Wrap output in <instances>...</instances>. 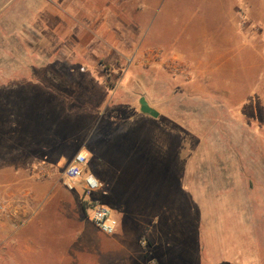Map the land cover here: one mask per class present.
Instances as JSON below:
<instances>
[{"label":"crops","instance_id":"crops-1","mask_svg":"<svg viewBox=\"0 0 264 264\" xmlns=\"http://www.w3.org/2000/svg\"><path fill=\"white\" fill-rule=\"evenodd\" d=\"M24 1L32 8V0ZM137 1L133 12L130 0H42L45 45H0V183L7 205L0 264H210L207 247L218 241L233 246L226 264H264V156L251 161L248 206L240 187L241 141L227 144L233 158L213 165L220 180L229 169L237 189L210 187L212 165L203 158L199 171L209 182L192 169L188 191L178 194L172 164L163 159L171 132L156 126L162 114L177 116L178 108L149 104L162 97L177 103L181 80L191 101L202 98L209 111L221 103L237 131L243 124L249 129V148L264 149V0H209L201 47L190 43L189 24L163 20L171 8L149 35L157 46H141L146 20L138 5L143 0ZM21 2L0 0V31L3 12ZM131 20L137 31L127 28ZM100 65L120 74L113 87ZM167 86L169 94L161 91ZM190 130L204 134L205 125ZM77 153L87 160L83 175L100 183L91 200L117 219L113 235L85 217L80 185L51 189L46 177L49 189H33V169L64 168ZM205 195L215 205L232 196L233 204L215 210L232 222L195 217L205 210L199 208Z\"/></svg>","mask_w":264,"mask_h":264},{"label":"rangeland","instance_id":"rangeland-1","mask_svg":"<svg viewBox=\"0 0 264 264\" xmlns=\"http://www.w3.org/2000/svg\"><path fill=\"white\" fill-rule=\"evenodd\" d=\"M137 0H130V10L134 12L137 9ZM145 2L147 4L145 5ZM24 3V4H23ZM29 3V1H28ZM211 4L209 0H143L139 5L143 7L145 12V20L141 34L145 38L143 39L141 46H157V39L149 37L155 30H158L159 21L161 22V16L167 11V8H171L173 12L165 13L166 16L163 20L171 21L173 25L181 24H189L191 27L190 34V43L197 44L201 47L202 45V37H201V28H202V20L205 17L206 7ZM32 8L29 6H25V1L22 0L21 5L18 6L12 5L8 6L6 10L3 12L2 18V29L0 31V45L1 46H25V45H34L40 46L45 45V17L48 14L45 13V2L42 0H32ZM55 24L56 22L51 21V23ZM113 24V23H112ZM116 26V23H114ZM158 26V27H157ZM130 31H137L139 26L136 22L131 20L129 22ZM180 30L179 27L175 28ZM193 39V40H192ZM52 42V41H51ZM100 69V74L104 77L103 79L107 82V84L111 87L114 86L116 80L120 77V74H110L109 67L103 66ZM109 75V76H108ZM178 83V93H177V103L169 102V99H163L160 103L157 101V96L159 93H154L156 98V103L151 102L149 104H155L157 108L160 106H177L178 115L177 116H164L160 117L156 126L161 127L166 132H171V134L167 135L166 140L170 143L168 149L164 153L163 159L166 163L172 164L171 173L176 177V184L172 181V190L175 188L180 193H185L188 191V187L186 184V177L190 175L191 170H195V168H201L202 159L205 161L209 159L211 161V176L213 177V184L210 185L213 189L223 190V188H234V184H236V189L238 186V181L233 183V180H228L229 169H227L226 179L220 180L219 177L214 175L213 165L216 163L223 162L224 159L233 158L234 149L231 145H227L229 143L241 141L242 145V179H241V195H242V205H249V186L253 183L250 182V173L253 171L256 166L251 165V161H255L256 157H262L264 155V149H250V142L253 141L252 136L249 133V129L246 125H242V132L237 131V124L235 125L233 119L228 117L227 115L223 116L222 114V105L221 103L215 104L213 103L210 111L206 108L205 104L201 101L200 97L193 98L198 99L194 100L189 98L190 91L182 84L181 80L177 79ZM116 90H111L110 94L113 96L116 95ZM167 91L169 94V88L164 87L161 91ZM155 90L153 92H157ZM153 96V95H152ZM159 98V97H158ZM174 98V97H173ZM165 100V101H164ZM148 102V101H147ZM215 104V106H214ZM232 106V104H231ZM168 108V107H167ZM167 108H165L167 110ZM189 109H193L196 111L194 114L192 111H188ZM203 111H206L209 114V117L203 118ZM205 125V133L202 134L200 131L198 133H192L191 128L200 127L201 124ZM189 129V130H188ZM241 132V133H240ZM239 139V140H238ZM224 143H226V147L223 148ZM199 145V148H197ZM222 147V148H221ZM175 152H177V157H175ZM177 163H176V162ZM175 163V165H174ZM214 163V164H212ZM35 168V167H34ZM228 168V167H227ZM63 167L57 166H45V167H36L33 169L34 174L44 173L48 174V177L53 180L50 184L49 188L51 189H62L64 186V180L62 178ZM176 169V171H175ZM206 166L204 167V171H206ZM175 171V173H174ZM202 170H200V174ZM207 174L204 175L203 181L209 182L207 179ZM45 178L38 179L31 183L33 185V189H39L40 191H45ZM205 182V184H206ZM209 187V184L206 185L205 190ZM3 193V188L0 183V197ZM24 192L20 194L23 199ZM233 197L226 196L225 198L218 199L216 205L212 200H210L207 195L202 199L199 208H204L203 213L195 214L194 216L197 218H204L203 221H207L208 223H227L232 222L229 219L228 215L216 214L215 210L222 208L219 206L220 204L228 205L233 204ZM21 202V201H20ZM209 202L210 205H209ZM37 204V203H35ZM218 205V206H217ZM81 206V205H80ZM206 222V223H207ZM223 238V237H220ZM216 239V238H215ZM220 245L224 244V242L218 241ZM142 244L145 243L142 241ZM218 246L214 244H210L209 249V262L210 264H226L228 262V257L233 254V246H228L226 243L223 246Z\"/></svg>","mask_w":264,"mask_h":264},{"label":"built area","instance_id":"built-area-1","mask_svg":"<svg viewBox=\"0 0 264 264\" xmlns=\"http://www.w3.org/2000/svg\"><path fill=\"white\" fill-rule=\"evenodd\" d=\"M103 69V66L100 65ZM87 160L85 155L77 153L71 161L64 167L62 178L64 186L68 190H74L80 185L82 192L80 205L85 217L103 234L113 235L117 228V219L112 211L99 202L91 200V196L100 188V183L92 175H83V168ZM48 177L45 172L37 174V179ZM7 205L0 197V218L6 215Z\"/></svg>","mask_w":264,"mask_h":264},{"label":"trees","instance_id":"trees-1","mask_svg":"<svg viewBox=\"0 0 264 264\" xmlns=\"http://www.w3.org/2000/svg\"><path fill=\"white\" fill-rule=\"evenodd\" d=\"M147 112H149L151 115L155 116V112L152 109L146 108Z\"/></svg>","mask_w":264,"mask_h":264}]
</instances>
